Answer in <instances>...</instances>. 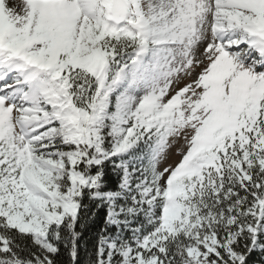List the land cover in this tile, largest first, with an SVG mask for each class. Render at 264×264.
<instances>
[{"label":"snow or ice","instance_id":"6c2138e0","mask_svg":"<svg viewBox=\"0 0 264 264\" xmlns=\"http://www.w3.org/2000/svg\"><path fill=\"white\" fill-rule=\"evenodd\" d=\"M0 264H264V0H0Z\"/></svg>","mask_w":264,"mask_h":264}]
</instances>
